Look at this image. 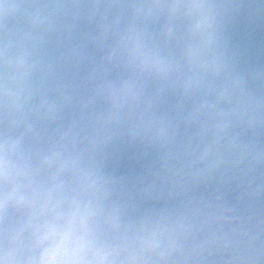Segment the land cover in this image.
Listing matches in <instances>:
<instances>
[{"label": "clouds", "instance_id": "obj_1", "mask_svg": "<svg viewBox=\"0 0 264 264\" xmlns=\"http://www.w3.org/2000/svg\"><path fill=\"white\" fill-rule=\"evenodd\" d=\"M0 264H264V0H0Z\"/></svg>", "mask_w": 264, "mask_h": 264}]
</instances>
